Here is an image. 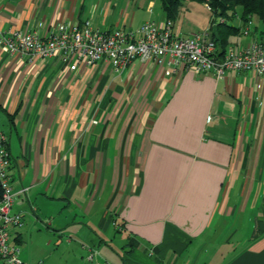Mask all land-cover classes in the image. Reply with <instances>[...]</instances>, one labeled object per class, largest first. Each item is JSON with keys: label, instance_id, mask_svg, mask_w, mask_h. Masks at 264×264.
Masks as SVG:
<instances>
[{"label": "crops", "instance_id": "crops-1", "mask_svg": "<svg viewBox=\"0 0 264 264\" xmlns=\"http://www.w3.org/2000/svg\"><path fill=\"white\" fill-rule=\"evenodd\" d=\"M184 3L175 36L223 34L235 51L264 43V23L237 8L216 15L217 26L188 28ZM149 21H168L157 0H0L6 36ZM223 24L239 31L228 37ZM74 64L0 43V131L13 212L23 215L11 242L22 264H124L128 251L134 264H264V76L218 78L167 59Z\"/></svg>", "mask_w": 264, "mask_h": 264}, {"label": "built area", "instance_id": "built-area-1", "mask_svg": "<svg viewBox=\"0 0 264 264\" xmlns=\"http://www.w3.org/2000/svg\"><path fill=\"white\" fill-rule=\"evenodd\" d=\"M207 8L210 10L208 5ZM0 43L13 55L52 58L61 54L67 63L75 58L77 65L71 67L73 70L79 64L94 65L100 61L124 70L136 60L163 65L167 59L174 66H192L200 73H212L218 78L229 71L264 76V43L254 42L239 51L231 47L221 51L207 32L175 36L172 21L163 25L149 21L135 31L115 29L112 32L96 30L90 23L64 24L48 36H41L39 32L18 31L8 36L0 33ZM10 170L8 138L0 131V260L2 264H22L19 247L11 242V231L22 226L23 215L13 212L17 193ZM94 255L90 256L91 260Z\"/></svg>", "mask_w": 264, "mask_h": 264}, {"label": "trees", "instance_id": "trees-1", "mask_svg": "<svg viewBox=\"0 0 264 264\" xmlns=\"http://www.w3.org/2000/svg\"><path fill=\"white\" fill-rule=\"evenodd\" d=\"M189 0H161L162 7L168 21H175L180 12L182 4ZM209 6L210 11L215 15L225 16L229 12H234L236 8L241 7L242 18L248 22L255 16L264 23V0H198ZM228 29V37L236 34L239 29L236 27L223 24ZM212 40L221 50H225L228 46L227 35L214 36ZM1 197V190H0ZM187 247V245H186ZM135 252L128 251L123 258L124 264H134Z\"/></svg>", "mask_w": 264, "mask_h": 264}, {"label": "rangeland", "instance_id": "rangeland-1", "mask_svg": "<svg viewBox=\"0 0 264 264\" xmlns=\"http://www.w3.org/2000/svg\"><path fill=\"white\" fill-rule=\"evenodd\" d=\"M158 7H161V1L157 0ZM186 7L189 8V10H186V7L182 9V22L186 23L188 28H196L200 29L199 27L201 25L207 27L209 26L213 19L215 20V25L217 26L219 22L221 21L220 16L215 17L216 15L211 12L206 4L201 3L198 0H189L184 3ZM238 13L242 11L241 7L237 8ZM141 12V11H140ZM143 12H146V9L143 10ZM201 30V29H200ZM232 229L229 228L227 233L230 232ZM117 234V233H116ZM246 234V232H245ZM223 235H226L223 234ZM121 236H118V241L121 240ZM225 251V250H223Z\"/></svg>", "mask_w": 264, "mask_h": 264}]
</instances>
